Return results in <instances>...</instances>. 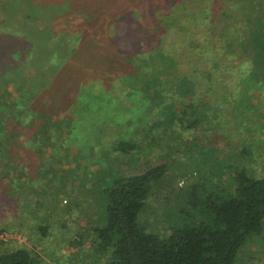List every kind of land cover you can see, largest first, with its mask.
<instances>
[{
    "label": "rangeland",
    "instance_id": "1",
    "mask_svg": "<svg viewBox=\"0 0 264 264\" xmlns=\"http://www.w3.org/2000/svg\"><path fill=\"white\" fill-rule=\"evenodd\" d=\"M250 1L264 6V0ZM248 5L0 0V16L17 14L0 23V98L21 120L15 147L8 152L3 145L0 152V177L8 171L15 176L12 184H0V233L8 234L0 237V253L23 247L37 264H112L110 253L93 247V230L106 222V191L115 178L160 163L168 172L153 186L141 222L162 237L182 213L193 211L187 194L194 181L201 189L220 187L239 168L263 177L264 25L249 21ZM21 9L34 19L21 23ZM254 14L264 22V8ZM213 44L225 55L221 73L201 69L194 76L211 91L181 96L176 81L182 73L161 74L167 58L185 61L203 46L214 60ZM144 62L157 77L153 91L132 74ZM77 75L82 96L65 86ZM31 81L37 108L25 89ZM155 92H161L157 99ZM7 114L0 125L11 127ZM42 122L47 127L39 131ZM121 139L135 142L137 150L116 151ZM9 153L21 159L18 165H6ZM235 264H264V232L247 239Z\"/></svg>",
    "mask_w": 264,
    "mask_h": 264
},
{
    "label": "trees",
    "instance_id": "2",
    "mask_svg": "<svg viewBox=\"0 0 264 264\" xmlns=\"http://www.w3.org/2000/svg\"><path fill=\"white\" fill-rule=\"evenodd\" d=\"M246 1L247 5L249 4L247 6L249 21L256 25L259 23L264 25V22L259 20L261 16L257 17L254 14L257 10L264 8L263 4L252 3L250 0ZM22 9L18 12L21 23H24L28 18L34 19L30 11H22ZM205 12L206 10H202L203 15L200 17L203 22L209 17ZM8 14V18L17 15L10 10H8ZM1 15L0 23L3 19H8L3 13ZM45 16H48L46 12H44ZM208 25H210V21ZM20 27L23 28L22 25ZM23 30L26 32V28ZM252 30H258V27L252 28ZM217 46L213 44L212 47L213 50L215 49L214 60H211L208 54L203 52L205 50L203 46L197 51H193V57L189 56L185 61L182 59L179 62L177 59V63H174L175 58L174 60L167 58L161 74L172 75L176 71L182 73L181 78L176 81L181 96L188 94L204 95L208 90H211L207 88L208 85L205 84V80L196 79L194 76L199 74L201 69L214 68L215 71L221 73V65H225V55L220 54L221 49ZM199 52L202 54L203 60L198 58ZM189 53L187 54L189 55ZM147 63L149 65V62L140 63L137 71L132 74L140 78L143 76V88L146 87L147 90L153 91L155 87L151 82L157 77L153 78L154 76L148 74L153 70L147 67ZM175 64L179 65L180 70H177ZM216 78L219 79L220 76L216 75ZM99 80L101 83L104 82V78H100V76ZM81 81L82 78L77 75L70 82L66 81L65 86L71 85L72 91L78 92L77 95L82 96ZM62 82L65 83V80L62 79ZM50 85L47 86V89ZM199 88L201 90L206 88L204 90L206 92H200ZM25 89H28L29 96L28 93L27 96L34 106L33 98H36V93L33 91L32 81L28 83V87ZM160 94L161 92H155V99ZM19 95L21 96V93ZM21 98L23 97L21 96ZM21 98L20 101L22 102ZM203 104L209 105L205 102ZM56 105L59 104L56 103ZM5 108L6 106L0 98V119H2V115L8 113ZM49 110L54 111V108ZM7 116L11 127L0 125L2 129L0 132V152H4L3 145L6 146L8 152L15 147L17 143L15 133H19L21 130L19 127L21 120L13 114L8 113ZM73 119V115H69V122L67 123L69 124ZM40 127L39 131L44 130L43 128L47 127V122H42ZM119 141L116 144V151L128 153L137 150L135 142L129 139ZM14 157H16L14 154H8L6 160L9 162L6 164L9 165L8 167H11L10 162L14 165L19 164L21 159L18 157L14 159ZM24 162L23 164L30 165L28 161L25 160ZM235 171V177L230 176L228 182L226 180L220 187L201 189L200 181H194L189 187H192V190L187 194L193 211L182 213L177 222L170 227L171 233L167 237L160 236L141 222V214L146 209L153 186L161 181L168 172L166 164L160 163L143 172L115 178L111 187L106 191L105 225L93 230L97 237L93 243L94 250L110 253L112 264H235L238 253L247 239L252 234L264 232V176H251L246 168H239ZM14 177L8 171L7 174L5 173L0 177V184L7 182L10 185L15 182ZM23 190H29L27 183H24ZM31 251L22 247L2 252L0 253V264H37L38 262L36 263Z\"/></svg>",
    "mask_w": 264,
    "mask_h": 264
},
{
    "label": "built area",
    "instance_id": "3",
    "mask_svg": "<svg viewBox=\"0 0 264 264\" xmlns=\"http://www.w3.org/2000/svg\"><path fill=\"white\" fill-rule=\"evenodd\" d=\"M5 235H8V234H6V232L0 233V237H1V239H5ZM1 239H0V240H1Z\"/></svg>",
    "mask_w": 264,
    "mask_h": 264
},
{
    "label": "crops",
    "instance_id": "4",
    "mask_svg": "<svg viewBox=\"0 0 264 264\" xmlns=\"http://www.w3.org/2000/svg\"><path fill=\"white\" fill-rule=\"evenodd\" d=\"M1 186V185H0Z\"/></svg>",
    "mask_w": 264,
    "mask_h": 264
}]
</instances>
